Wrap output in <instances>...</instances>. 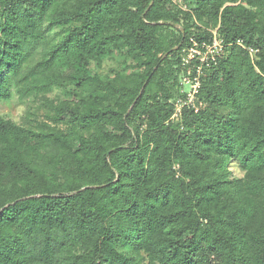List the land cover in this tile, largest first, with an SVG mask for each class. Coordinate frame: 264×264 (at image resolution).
<instances>
[{
    "label": "trees",
    "instance_id": "obj_1",
    "mask_svg": "<svg viewBox=\"0 0 264 264\" xmlns=\"http://www.w3.org/2000/svg\"><path fill=\"white\" fill-rule=\"evenodd\" d=\"M214 32L204 107L172 122L200 65L185 51ZM110 54L127 72L93 68ZM15 96L0 264H264V0H0V102Z\"/></svg>",
    "mask_w": 264,
    "mask_h": 264
},
{
    "label": "built area",
    "instance_id": "obj_2",
    "mask_svg": "<svg viewBox=\"0 0 264 264\" xmlns=\"http://www.w3.org/2000/svg\"><path fill=\"white\" fill-rule=\"evenodd\" d=\"M179 5L181 2L176 1ZM183 8V5H181ZM215 38L212 42H202L198 43L191 40L192 46L186 49L183 56V64L185 66L190 65L192 61L199 60L200 65L196 66V73L193 75L192 70L188 71V76L184 77L181 85V96L174 102V114L171 121H177L183 116V112L186 108L193 110L195 113H199L204 107L201 100L198 99L202 75V67L204 64H208L210 61H216L217 58L221 57L224 52V44L217 36V32H214ZM252 56L255 55L257 51L254 49H249Z\"/></svg>",
    "mask_w": 264,
    "mask_h": 264
},
{
    "label": "rangeland",
    "instance_id": "obj_3",
    "mask_svg": "<svg viewBox=\"0 0 264 264\" xmlns=\"http://www.w3.org/2000/svg\"><path fill=\"white\" fill-rule=\"evenodd\" d=\"M93 68L104 74L115 68L122 69L123 71L128 69L124 58L113 56L111 54L105 58L96 60L93 64ZM61 96L64 98V96H69V93H65L64 95L62 94ZM28 107V105L21 103L17 96H15L9 101L0 102V116L20 123L23 122V117ZM231 168L237 177H241L243 175V172L240 170L237 162H234L231 165Z\"/></svg>",
    "mask_w": 264,
    "mask_h": 264
},
{
    "label": "water",
    "instance_id": "obj_4",
    "mask_svg": "<svg viewBox=\"0 0 264 264\" xmlns=\"http://www.w3.org/2000/svg\"><path fill=\"white\" fill-rule=\"evenodd\" d=\"M184 37H185V34L183 35V39H182L181 43H180L177 47H175L173 50H171L170 52H173V51H175V50H177V49H179V48L181 47V45H182V43H183V41H184ZM168 55H169V53H167V54L164 56V58H166ZM157 67H158V66H157ZM157 67H156L155 69H157Z\"/></svg>",
    "mask_w": 264,
    "mask_h": 264
}]
</instances>
